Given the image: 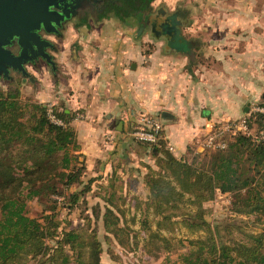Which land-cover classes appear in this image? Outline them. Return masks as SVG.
I'll list each match as a JSON object with an SVG mask.
<instances>
[{
	"label": "crops",
	"instance_id": "0c3cea01",
	"mask_svg": "<svg viewBox=\"0 0 264 264\" xmlns=\"http://www.w3.org/2000/svg\"><path fill=\"white\" fill-rule=\"evenodd\" d=\"M157 2V11L182 14L179 38H138L136 24L114 19L70 23L54 43L53 91L37 94L39 103L81 116L70 126L87 177L119 167L131 176L132 196L148 195L145 177L157 170L154 150L126 137L142 115L159 118L163 143L180 160L189 148L198 152L206 121L241 119L264 93V0Z\"/></svg>",
	"mask_w": 264,
	"mask_h": 264
},
{
	"label": "trees",
	"instance_id": "16d2710c",
	"mask_svg": "<svg viewBox=\"0 0 264 264\" xmlns=\"http://www.w3.org/2000/svg\"><path fill=\"white\" fill-rule=\"evenodd\" d=\"M154 1L112 0L94 14L93 21L114 19L123 25L136 24L139 30L149 22L157 27ZM162 13L165 21L161 28L168 25L173 35L178 34L182 14ZM86 20L81 19L76 27L87 24ZM252 104L264 108V93ZM45 105L22 100L17 89L0 91V264H101V244L92 232L78 228L56 231V206L66 202L64 207L72 210L84 203L82 196L91 188L84 185L78 192L74 188L81 183L85 169L84 162H79V145L70 126L75 114L54 106L64 122L58 127L46 119ZM246 113L253 134H227L222 138L226 147L221 150L199 153L189 148L187 154L194 156L191 162L175 159L163 149V143L151 147L159 169H150L152 174L145 177L149 192L146 206L153 207L160 217L157 230L166 227L165 223L174 224L167 209L174 211L187 200L197 210L193 215L184 214L182 224L190 232L206 233L204 238L187 240L178 261L163 264H264V114ZM217 193L230 196L231 213L253 217L262 224L261 231L246 234L243 241H225L219 227L212 229L204 219L202 209V204L212 201ZM30 201L46 206L52 215L44 222L31 218L27 214ZM117 217L106 207L105 230L114 237L121 233ZM146 241L148 253L153 247L167 254L176 250L158 231H150Z\"/></svg>",
	"mask_w": 264,
	"mask_h": 264
},
{
	"label": "rangeland",
	"instance_id": "374dc122",
	"mask_svg": "<svg viewBox=\"0 0 264 264\" xmlns=\"http://www.w3.org/2000/svg\"><path fill=\"white\" fill-rule=\"evenodd\" d=\"M155 1V3L153 2L155 5L154 12L162 8V4H159L157 0ZM76 22L73 21L72 23ZM86 22L95 23L90 19H87ZM136 32L137 30H135V36L138 38L144 37L154 41L148 29L141 31L139 35H136ZM173 36L175 37L176 34ZM50 39L54 43L57 42L56 37L51 36ZM161 40L164 44L163 48L167 49L165 40ZM172 45L176 49L184 48L178 43ZM147 48L151 49L150 47ZM48 53L51 54L53 61L56 59V55H58L56 49ZM25 70L27 71V77L11 71L9 80L0 78V91L6 92L9 88L17 89L22 100L39 103L40 99L37 96L39 92L41 93L43 90L53 91V78L57 75V67L55 65V71H52L53 69L49 64L38 59L33 63L26 64ZM24 79L25 81H23ZM30 79H33V81H30ZM254 80L259 82V79ZM245 108L252 110V105L249 104ZM249 109H247V112H250ZM244 113H241V115L243 116ZM252 132L254 131H250L251 134H253ZM193 157V154H187L182 159H188L191 162ZM78 159L80 163L84 162L82 156ZM154 166L157 169L156 171H158L159 167L155 161ZM86 173L85 168L80 180L81 183L74 184L77 192L84 185H90V192L82 196V198L84 197V203L75 206L71 210L64 207L66 202L64 204L60 202L56 206V212H53L55 215L54 223L57 227L56 231L59 233L76 228L92 232L95 235L96 241L101 244V264H163L166 261L176 262L179 259V255L184 251V248L187 247V240L204 238L206 236L204 231L190 232V229L182 224V221L185 219L184 214L193 215L197 210L195 205L189 204L186 197L184 198L186 202L179 203L177 209L174 211L167 209V213L173 215L172 221L175 223H165L166 227L157 230L156 221H159L160 217L155 214L153 207L146 206L149 192L145 196L146 198L142 195V191H140V195L138 196L129 194L128 184H131V176H128V173L125 174L123 169L119 167L117 170L113 168L111 173L109 172L106 177H100L98 171L97 173L94 171L93 173L98 176L88 178ZM148 174H152L150 169L147 172V177ZM58 200L61 201V198ZM230 203V196L217 193L212 201L202 204V209L205 212L204 219L212 229L215 226L219 227L225 241H243L246 234H257L261 231L262 224L253 219V217L233 215L230 210ZM106 207L118 216L116 226L121 229V233L115 237L105 230L103 217ZM27 214L31 218L44 222L45 217L52 215V212L46 206L36 201H30L27 203ZM150 231H158L162 237L170 239L173 245L172 248L176 246V250L167 254L163 250L157 251L153 247L152 252L148 253L146 240ZM87 237L89 238V236H83L84 239Z\"/></svg>",
	"mask_w": 264,
	"mask_h": 264
},
{
	"label": "water",
	"instance_id": "95a60500",
	"mask_svg": "<svg viewBox=\"0 0 264 264\" xmlns=\"http://www.w3.org/2000/svg\"><path fill=\"white\" fill-rule=\"evenodd\" d=\"M87 3L88 0H0V78L9 80L11 71L26 77L25 65L39 58L54 67L47 52L54 47L40 32L59 35L58 30L70 17L68 13L75 15Z\"/></svg>",
	"mask_w": 264,
	"mask_h": 264
},
{
	"label": "built area",
	"instance_id": "2783aa9c",
	"mask_svg": "<svg viewBox=\"0 0 264 264\" xmlns=\"http://www.w3.org/2000/svg\"><path fill=\"white\" fill-rule=\"evenodd\" d=\"M252 113L264 114V108L257 104H252ZM45 115L48 122L52 125L63 127L64 122L57 117L53 106L45 105ZM247 114L238 120H227L223 122L206 121L203 125V141L200 148L209 150H221L226 147L225 142L222 140L223 136L227 134L236 135L243 133L250 135L247 126ZM81 116L76 115L74 119H80ZM126 137L141 144H146L150 148H158L164 142L163 126L159 118L155 116L142 115L136 125L127 132ZM264 139V138H263ZM164 144V143H163ZM164 150L173 153L174 149L169 144H164ZM202 150V151H203Z\"/></svg>",
	"mask_w": 264,
	"mask_h": 264
},
{
	"label": "flooded vegetation",
	"instance_id": "af4514ba",
	"mask_svg": "<svg viewBox=\"0 0 264 264\" xmlns=\"http://www.w3.org/2000/svg\"><path fill=\"white\" fill-rule=\"evenodd\" d=\"M89 3H87V5L84 6V8H81V9H78L76 11V14L75 15H72V13H68L69 14V19L66 20L65 23H63V26L62 28H60L58 31H59V35H55V34H51V35H47V34H44L42 31L40 32V34L42 35V37L44 39H46L47 41L51 42L52 46L54 47V42L50 39L51 36L53 37H56L57 39H60L61 36H62V32L63 30L65 29V27L67 25H69L70 23H72L73 21H77L76 23L74 24H77L78 22H80L81 19H90L93 21V17L95 16L94 14L96 12H100L101 8L104 7V4L106 2H111L112 0H96V2L94 0H88ZM71 7H69L67 9V12H69L68 10H70ZM163 21H165V15L161 12V11H157L156 13V17H155V20L154 22H156V25L157 27H155L153 25V22H149L145 28H143L142 30H146L148 29L149 32H150V35L153 37V38H156V39H159L161 37H164V39L166 40L167 44H169L170 41H174L177 39V35L174 37L173 36V33H172V30H170V26L166 25L165 27L163 26V28H161V25L164 23ZM88 23V22H87ZM94 24H97V23H94ZM159 31L161 33H157L156 31ZM172 37V38H171ZM52 51L50 49H47V51ZM48 51V52H49ZM49 54V53H48ZM51 55V54H50ZM40 59V58H39ZM38 60V59H37ZM41 60V59H40ZM36 61V60H35ZM34 61V62H35ZM54 62V61H53ZM55 66V65H54ZM52 71H55L54 70V67H52ZM27 77V76H26Z\"/></svg>",
	"mask_w": 264,
	"mask_h": 264
}]
</instances>
